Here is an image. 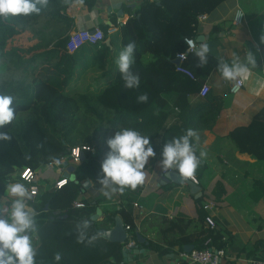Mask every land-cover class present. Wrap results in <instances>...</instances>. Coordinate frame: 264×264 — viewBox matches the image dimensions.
I'll list each match as a JSON object with an SVG mask.
<instances>
[{"label":"trees","instance_id":"obj_1","mask_svg":"<svg viewBox=\"0 0 264 264\" xmlns=\"http://www.w3.org/2000/svg\"><path fill=\"white\" fill-rule=\"evenodd\" d=\"M73 1L46 0L43 3L33 0L38 12L0 16V57L21 69L17 77L0 83V95L12 98L9 107L14 112L13 120L0 126V133L11 137L10 140H0V197L14 171L23 168L37 170L50 161L64 158L67 165L73 166L68 181L35 196L38 200L36 231L29 234L37 250L36 264H116L122 258L124 242L133 236V227L134 237L139 235L130 206L126 203L115 212H106L102 217L92 219L100 197L93 202L83 199L84 206H75L74 200L83 190L81 181L87 177L101 178L104 152L98 143L120 129L132 128L150 137L156 157L145 165L149 170L163 159L166 142L186 134L189 128L212 129L224 109L223 99L215 96L192 106L189 95L199 93L203 83L198 77L199 57L189 51L184 61L195 71L196 80L180 72L175 60L178 53L187 50L185 38L199 36L200 17L228 0H144L138 12L130 17V28L129 17L118 23L116 36L121 46L124 48L129 41L136 45L132 71L139 74L140 86L131 89V97L117 65L113 81L98 86L96 90L80 91L71 86L70 77L76 63L73 54L67 50L66 41L74 22L67 8ZM83 1L87 6L94 2ZM38 18H45L44 22L51 24L48 27L39 25L35 40H13ZM102 26L106 32L105 21ZM220 28L222 26L216 24L211 32ZM218 61L216 56L209 54L208 62ZM143 93L149 97L146 103L137 101ZM168 93L178 94L175 105L180 113L173 114L165 109ZM228 137L241 153L250 154L259 162L264 161V102L252 121L237 125ZM192 142L199 156L194 138ZM80 144H90L94 150L84 151L83 158L75 160L70 156V148ZM208 167L209 164L201 158L195 173L198 183L203 184ZM144 187L145 182L135 190L125 189L131 190V195L135 196ZM227 191V183L217 179L209 196L220 202ZM250 194H253L254 201L264 196L263 177L255 179ZM194 196L200 212L197 219L185 215L160 218L159 235L167 245L165 252L175 247L184 250L189 244H194L195 249H203L209 238L212 239L208 243L211 248L228 249L233 235L219 227L208 228L206 194ZM117 214L124 225L130 226L126 229L124 242L111 241L101 234L103 229L112 226ZM81 234L83 242H78ZM148 245L164 252L157 242L150 241ZM56 253L61 254L60 261L54 259Z\"/></svg>","mask_w":264,"mask_h":264},{"label":"crops","instance_id":"obj_2","mask_svg":"<svg viewBox=\"0 0 264 264\" xmlns=\"http://www.w3.org/2000/svg\"><path fill=\"white\" fill-rule=\"evenodd\" d=\"M143 1L129 0L128 5V0H94L93 4L87 6L83 0L82 2L74 0L67 8V13L74 18L70 29L93 26L103 29L104 21L107 26H118V23L136 14ZM239 6L246 10L248 8L247 14L245 13L247 19L243 23L236 21V11ZM216 24L221 25L222 28L211 32ZM117 32L118 28L112 33H108L106 29V37L103 41L93 44L85 42L72 52L76 63L70 77L72 87L79 89V86H85L80 91L96 90L98 86L102 87L113 81L116 59L123 50L116 36ZM198 35L197 41L203 36L201 39L210 47L209 54L216 56L219 61L230 63L234 55L243 60L248 51L254 52L257 56V67L253 68L248 79L243 81L245 86L235 93L231 90L232 83L225 81L217 71L218 63L208 62L207 65L200 66L199 80L212 86L211 96L204 98L200 93L193 92L188 98L192 106L212 100L215 96L223 99L224 109L212 129H194L200 136L197 144L198 155L201 149L205 150L207 155L203 159L209 164L203 176V184L198 183V185L202 194L203 192L206 194L204 202L208 205V208H205L207 213L214 216L219 229L233 235L228 246L229 259L226 263L251 264L250 260L264 259V196L259 201H254L253 194H250L255 179L264 178V161L259 162L250 154L241 153L228 135L237 125H246L252 121L264 102V42L261 41V37L264 36V0H246V3H241V0L224 2L209 14L200 17ZM198 43L200 44L199 41ZM102 45L106 48L101 57L103 61L99 65H94L91 61L98 57V50H101ZM166 98L165 109L171 110L173 114L180 113L181 110L175 105L178 94L168 93ZM114 135L111 133L105 141L98 143L104 152L102 160L110 151L107 140ZM151 159L152 157L149 158V163ZM58 160L59 164L56 160L53 164H46L41 166L40 170L39 168L36 170V182L40 193L45 189L53 188V181L64 175L67 164L64 158ZM161 160L157 161L152 170L144 168L145 187L134 194L135 196L131 195L132 191L129 189H125L122 195L120 191L112 192L109 188L107 190L110 196L106 197L103 195V186L99 183V179L87 177L89 186L83 185L86 178L81 181L83 190L77 198L93 202L99 196L98 207L101 212L98 218L106 212H115L126 203L130 206L139 235L129 236L124 242L122 258L116 264H185L182 262L183 254L188 252L185 248L181 250L175 247L165 252L164 248L167 245L160 239L159 220L161 217L173 218L178 215L197 219L200 214L199 207L195 202L196 194L193 186L187 182H176L173 177L176 175L181 177L175 171L171 175H165L160 169ZM22 172L23 169L14 171L8 185L19 182L27 187L28 183L23 180ZM217 179H223L228 186V191L220 202L214 201L209 196ZM13 199L15 198L5 191L0 197V214L5 216L8 214ZM37 202V199L25 198V203L34 209ZM150 241L159 243L164 252L149 247Z\"/></svg>","mask_w":264,"mask_h":264},{"label":"clouds","instance_id":"obj_3","mask_svg":"<svg viewBox=\"0 0 264 264\" xmlns=\"http://www.w3.org/2000/svg\"><path fill=\"white\" fill-rule=\"evenodd\" d=\"M37 2L46 3V0H37ZM33 11H39L33 0H0V16L27 15ZM261 41L264 42V36L261 37ZM135 48V42L128 43L116 59V65L126 89L140 86L139 74L132 71ZM189 50L199 57V66L207 65L211 51L208 43L201 41L198 47L190 44ZM184 58V54L181 53L180 59ZM257 64L256 54L248 51L243 60L235 55L230 63L220 60L217 71L225 81L238 84L248 79ZM148 99L147 93L137 97L140 103H146ZM11 103L10 96L0 95V126L11 122L14 118L13 109L9 107ZM193 138L199 144V133L189 128L186 134L174 137L164 144L160 169L165 175H171L175 171L184 180L195 179L201 158L206 157L207 153L201 149L197 156L195 145L192 142ZM10 139L7 133H0V140ZM107 144L110 151L102 162V176L99 179V183L103 186V195L110 196L107 190L109 188L112 192L117 190L123 192L125 188L135 190L142 185L145 182V165L150 157H156L150 137L142 135L138 130L123 128L116 131L114 137L107 140ZM56 163L59 164L60 161L57 160ZM6 191L15 199L11 203L8 214L6 216L0 214V264H36L37 250L29 234L36 231V212L34 208L25 203V198L32 200L35 192H29L25 184L19 182L10 183ZM77 239L78 242H83V234ZM61 258L60 253L54 256L56 261H60Z\"/></svg>","mask_w":264,"mask_h":264},{"label":"built area","instance_id":"obj_4","mask_svg":"<svg viewBox=\"0 0 264 264\" xmlns=\"http://www.w3.org/2000/svg\"><path fill=\"white\" fill-rule=\"evenodd\" d=\"M236 21L238 23H243L247 19V15L245 14L244 10L241 8V6L238 7L236 11ZM118 28L117 25H110L107 27V32L112 33L116 31ZM106 37L105 32L103 29H101L99 26H93L91 28L85 27V28H79V29H71L68 33L67 41H66V47L69 52H74L76 49H78L83 43H97L99 41H103ZM186 43L188 45L187 50L184 52H180L177 54V58L180 59V54H184V59H180V64H178V70L184 74H186L188 77L194 78L195 80L198 79L196 76L195 71L190 67L186 66L184 61H186L189 50L190 44H195V46H199V43L197 39L194 38V36H188L185 38ZM231 90L233 93L238 92L241 88H243L244 82L238 83V84H231ZM202 88L200 90V95L204 98L208 97L209 94L212 92V86L207 83H202ZM79 150V151H77ZM94 146L90 144H80L75 145L70 148V156L73 157L75 160L80 159V156L84 154V151H93ZM55 161H50L47 163V165L53 164ZM22 178L28 183V190L29 192L34 191L35 195L33 199L35 200V196L39 193V186L36 182V170L31 168H23L22 172ZM69 177L66 175H61L57 179L53 181V188L61 187L63 184H65L68 181ZM32 199V200H33ZM75 206H84L85 202L82 198H76L74 200ZM205 208H208V205L205 203ZM206 225L208 228L215 229L219 227L217 225V220L214 218L212 214L206 215ZM125 228H129V224L124 225ZM211 238L207 240V245L203 249H195V247L192 249V252H187L183 254L184 262L185 264H223V262L227 259H229V253L228 249H219V248H211L208 246V243L211 242ZM251 264H264V259L258 260L253 259L250 260Z\"/></svg>","mask_w":264,"mask_h":264},{"label":"water","instance_id":"obj_5","mask_svg":"<svg viewBox=\"0 0 264 264\" xmlns=\"http://www.w3.org/2000/svg\"><path fill=\"white\" fill-rule=\"evenodd\" d=\"M120 12L121 11L119 10V13ZM201 37H203V36H200L198 38L199 42L203 41V39H201ZM175 63L180 64V59L176 58ZM80 158H83V154L80 156ZM72 169H73V166L67 165L63 174L68 176L72 172ZM173 179H175V181L178 182V183L187 182L188 184L192 185L193 186V191L195 192L196 197H199V196L202 195V192L200 190L201 188L198 185L197 179L184 180L182 177L179 178V176H177V175L174 176ZM83 185L89 186V179L88 178H86L83 181ZM45 207H47V205H45ZM100 212H101L100 208L97 207L96 211L92 214V219L97 218L100 215ZM101 234H102L103 237H105V238H107V239H109L111 241L124 242L127 239V231H126L124 223H123V221H122V219H121V217L119 215H115L114 216V221H113L112 226L109 227V228L103 229ZM184 248L188 252H192V249L194 248V244L185 245ZM129 249H127V250H129ZM124 254L126 255L127 253L125 252Z\"/></svg>","mask_w":264,"mask_h":264},{"label":"rangeland","instance_id":"obj_6","mask_svg":"<svg viewBox=\"0 0 264 264\" xmlns=\"http://www.w3.org/2000/svg\"><path fill=\"white\" fill-rule=\"evenodd\" d=\"M243 9H244V12L247 14L248 8H247V10H246V8H243ZM44 20H45V18H42V19L38 18L31 26L26 28V30L24 32H22L19 35L15 36L13 38V40L16 41V42H27V41L30 42V41L35 40L37 38V34H35L36 28L39 25H41L40 27H42V26H45V27L47 26L48 27L51 24V22L50 23H48L47 21L44 22ZM43 23H44V25H42ZM105 49H106L105 46L102 45L101 46V50H98L99 51V54H97L98 57H95L94 60L91 61L92 64L99 65V64L102 63L103 60H102L101 57L104 54V50ZM20 71H21V69H19L17 67V65L9 63V62H5V61H3V58L0 57V83H2L5 80H9L11 78L17 77L20 74ZM79 87H78L79 88L78 90H81L85 86H79ZM109 136L110 135H108V137ZM45 165H42V166H45ZM39 170H40V168H39Z\"/></svg>","mask_w":264,"mask_h":264}]
</instances>
